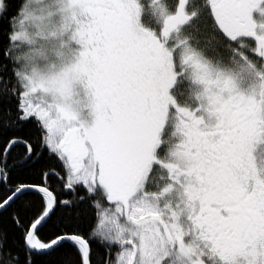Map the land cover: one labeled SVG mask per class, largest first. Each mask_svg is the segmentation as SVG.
I'll return each mask as SVG.
<instances>
[{
    "label": "snow or ice",
    "instance_id": "6c2138e0",
    "mask_svg": "<svg viewBox=\"0 0 264 264\" xmlns=\"http://www.w3.org/2000/svg\"><path fill=\"white\" fill-rule=\"evenodd\" d=\"M0 264H264V0H0Z\"/></svg>",
    "mask_w": 264,
    "mask_h": 264
}]
</instances>
